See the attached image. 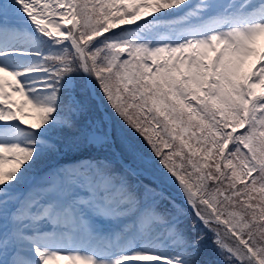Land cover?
I'll return each instance as SVG.
<instances>
[{
    "label": "snow or ice",
    "instance_id": "1",
    "mask_svg": "<svg viewBox=\"0 0 264 264\" xmlns=\"http://www.w3.org/2000/svg\"><path fill=\"white\" fill-rule=\"evenodd\" d=\"M261 37L264 0H0V264H264Z\"/></svg>",
    "mask_w": 264,
    "mask_h": 264
},
{
    "label": "rangeland",
    "instance_id": "2",
    "mask_svg": "<svg viewBox=\"0 0 264 264\" xmlns=\"http://www.w3.org/2000/svg\"><path fill=\"white\" fill-rule=\"evenodd\" d=\"M258 44H259L260 46H264V37H261V38H260V40L258 41ZM13 100H14L17 104H19V103H22L23 98L17 95V96H14V97H13ZM29 109H30V108H29ZM30 123H31V120L26 121V124H30ZM54 264H67V261L61 259V260H59V261L54 262Z\"/></svg>",
    "mask_w": 264,
    "mask_h": 264
}]
</instances>
